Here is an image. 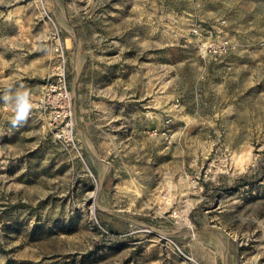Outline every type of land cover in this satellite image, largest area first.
<instances>
[{
  "label": "rangeland",
  "instance_id": "obj_1",
  "mask_svg": "<svg viewBox=\"0 0 264 264\" xmlns=\"http://www.w3.org/2000/svg\"><path fill=\"white\" fill-rule=\"evenodd\" d=\"M62 68L75 145L3 99ZM166 237L264 264V0H0V264H188Z\"/></svg>",
  "mask_w": 264,
  "mask_h": 264
},
{
  "label": "built area",
  "instance_id": "obj_2",
  "mask_svg": "<svg viewBox=\"0 0 264 264\" xmlns=\"http://www.w3.org/2000/svg\"><path fill=\"white\" fill-rule=\"evenodd\" d=\"M205 29V26L195 28L194 33L200 34ZM205 47L207 54L217 57L228 54L234 48V44L229 38H220L206 43ZM21 91L29 93L32 104L30 115L36 112L39 113L47 121L48 125H52L58 121L64 122L63 131L57 137L64 139L67 144L75 145L72 132L76 114V97L75 92L70 87V82L64 68L55 77L48 79L40 91L36 92L31 87H26ZM9 110H11V103ZM79 155L82 156L80 151ZM165 242L184 262L188 264H200L193 255L188 253L172 237H166Z\"/></svg>",
  "mask_w": 264,
  "mask_h": 264
},
{
  "label": "clouds",
  "instance_id": "obj_3",
  "mask_svg": "<svg viewBox=\"0 0 264 264\" xmlns=\"http://www.w3.org/2000/svg\"><path fill=\"white\" fill-rule=\"evenodd\" d=\"M5 102H11L12 119L10 121L13 128H18L27 122L32 104L27 91H17L13 97H3Z\"/></svg>",
  "mask_w": 264,
  "mask_h": 264
},
{
  "label": "crops",
  "instance_id": "obj_4",
  "mask_svg": "<svg viewBox=\"0 0 264 264\" xmlns=\"http://www.w3.org/2000/svg\"><path fill=\"white\" fill-rule=\"evenodd\" d=\"M80 69H81V68H78V69H76V71L79 72ZM133 100H134V99H133V94H131V95H130V99H127L126 102H127L128 104H130L131 106H133V102H134ZM128 104H127V105H128ZM91 154H92L93 156H95L93 151H91Z\"/></svg>",
  "mask_w": 264,
  "mask_h": 264
},
{
  "label": "trees",
  "instance_id": "obj_5",
  "mask_svg": "<svg viewBox=\"0 0 264 264\" xmlns=\"http://www.w3.org/2000/svg\"><path fill=\"white\" fill-rule=\"evenodd\" d=\"M215 196H217V195H215Z\"/></svg>",
  "mask_w": 264,
  "mask_h": 264
}]
</instances>
